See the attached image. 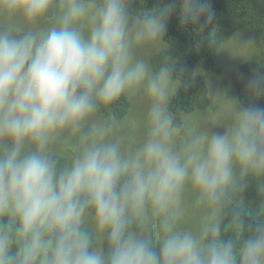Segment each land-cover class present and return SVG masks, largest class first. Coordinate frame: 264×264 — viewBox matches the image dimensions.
Listing matches in <instances>:
<instances>
[{
	"label": "clouds",
	"instance_id": "obj_1",
	"mask_svg": "<svg viewBox=\"0 0 264 264\" xmlns=\"http://www.w3.org/2000/svg\"><path fill=\"white\" fill-rule=\"evenodd\" d=\"M133 3L0 0V264H264V219L240 240L221 227L237 191L254 180L264 193V72L225 130L185 131L174 67L141 50L177 9L200 29L215 13L208 0ZM132 100L144 112L130 146L112 109Z\"/></svg>",
	"mask_w": 264,
	"mask_h": 264
},
{
	"label": "trees",
	"instance_id": "obj_2",
	"mask_svg": "<svg viewBox=\"0 0 264 264\" xmlns=\"http://www.w3.org/2000/svg\"><path fill=\"white\" fill-rule=\"evenodd\" d=\"M182 0H178L181 3ZM160 0H134L133 12L151 9ZM215 13V20L205 29L199 25H185L179 19V9L169 19L166 35L162 38L167 49L154 55L151 61L159 66L169 63L174 67L173 78L179 83L177 95L172 103L175 120L182 114H190L204 108L209 102L206 79L221 76L222 67L215 46V31L232 35L243 26L253 30L256 45L261 50L263 60L259 63L244 64L234 74V84L242 105L252 103L248 96L246 81L253 70L264 72V0H208ZM204 75H198V69ZM264 106V98L257 101ZM131 102L114 106L112 111L117 119H124L129 113ZM264 203V193L256 189V182L250 181L243 191H237L231 203L223 210L222 232L225 239H243L250 233L249 225L259 222L258 209Z\"/></svg>",
	"mask_w": 264,
	"mask_h": 264
},
{
	"label": "rangeland",
	"instance_id": "obj_3",
	"mask_svg": "<svg viewBox=\"0 0 264 264\" xmlns=\"http://www.w3.org/2000/svg\"><path fill=\"white\" fill-rule=\"evenodd\" d=\"M252 39L254 43L248 45L247 41ZM215 46L218 60L222 67V74L214 79H206L209 90V102L204 108H198L190 114H182L176 123L183 126L185 131L197 130H220L223 131L234 119L235 111L241 105L237 90L234 84V74L244 64L259 63L263 60L261 50L254 40L253 30L250 26H243L232 35H225L222 31H215ZM167 49L166 43L162 40L147 45L141 50V54L151 58ZM198 75L203 76L204 71L199 68ZM177 87L179 85L178 82ZM131 108L124 117V132L126 142L133 145L134 141L128 138V133L135 132V138H139V124L143 118L144 104L140 100H132ZM191 200V198H189ZM202 211L190 208L186 218L185 226L193 230L199 228ZM86 226L91 229L93 221L88 218ZM102 245L100 238L96 240Z\"/></svg>",
	"mask_w": 264,
	"mask_h": 264
}]
</instances>
